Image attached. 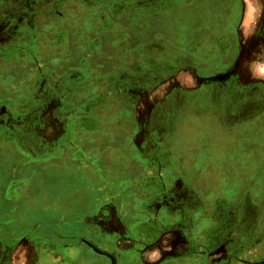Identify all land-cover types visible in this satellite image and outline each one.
Returning <instances> with one entry per match:
<instances>
[{"label": "rangeland", "instance_id": "obj_1", "mask_svg": "<svg viewBox=\"0 0 264 264\" xmlns=\"http://www.w3.org/2000/svg\"><path fill=\"white\" fill-rule=\"evenodd\" d=\"M13 219L36 264H264V0H0Z\"/></svg>", "mask_w": 264, "mask_h": 264}, {"label": "crops", "instance_id": "obj_2", "mask_svg": "<svg viewBox=\"0 0 264 264\" xmlns=\"http://www.w3.org/2000/svg\"><path fill=\"white\" fill-rule=\"evenodd\" d=\"M14 214H16V211L10 213L11 216H13ZM58 214L59 213L56 214L57 218L59 217V220L57 221V223L60 224L62 219H60L61 215L60 214L58 215ZM72 214H74V213H69L67 216L72 217ZM6 216L8 217L9 215H6ZM64 222H65V220H64ZM37 227H36V229H37ZM28 229H32V230L36 231L34 228H31L30 226L25 225L23 223V221H21L20 223L16 222V224H14V223L10 224L9 223L6 229H4V230L2 229V232H4V233H2V235H3L4 240H6V242H8V245L11 246V248L10 247L9 248L12 250V252H14L13 254H15V252H17L24 245L28 246L27 253H26V256L28 255L27 256L28 258H27L26 262H27V264H32V263L36 264L37 261L33 258H35V257L40 258V254H41L40 248H47L48 247L47 246L48 241L41 238L40 235H37L38 233L34 234L32 232H25V230H28ZM44 240L46 242H44ZM50 240H52L53 242L56 241V240H53V238H51V237H50ZM61 243L64 244V242H61Z\"/></svg>", "mask_w": 264, "mask_h": 264}, {"label": "flooded vegetation", "instance_id": "obj_3", "mask_svg": "<svg viewBox=\"0 0 264 264\" xmlns=\"http://www.w3.org/2000/svg\"><path fill=\"white\" fill-rule=\"evenodd\" d=\"M31 170H33V169H30V171ZM38 172H40L39 170H37V173ZM33 175H27V176H25V177H22V180H26L27 182H31L32 181V179L35 177V176H38L35 172L34 173H32ZM5 193V192H4ZM17 208L18 207H13L12 209H11V212H15L16 210H17ZM10 212V213H11ZM15 219H13V220H10V221H8V222H4V223H1L0 224V230H4V229H6L7 228V226H8V224L10 223V224H12V223H14V224H16V222H13ZM31 228H33V227H31ZM35 230H37V229H35ZM41 232H43L44 231V229H41L40 230ZM48 231L51 233V235L50 236H52L51 238H53V239H56L57 240V238H60L61 240H62V238H64V236H62V235H59V234H57L56 232H55V230H53V228L52 229H48ZM2 233H4V232H1L0 231V234H2ZM49 236V237H50ZM86 242V243H85ZM82 244H87L86 246L88 247V248H94V249H97L96 247V244L94 243V242H92V240H86V239H83L82 240ZM105 256H107V257H109L110 259H109V263L111 264V261L113 260V258L114 257H116L115 256V254L114 253H109V254H106L105 253Z\"/></svg>", "mask_w": 264, "mask_h": 264}]
</instances>
